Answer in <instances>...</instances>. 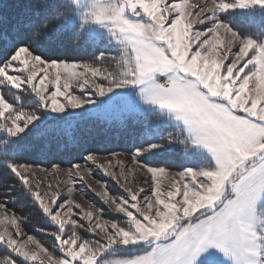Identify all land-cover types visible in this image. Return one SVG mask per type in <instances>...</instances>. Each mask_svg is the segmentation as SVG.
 I'll use <instances>...</instances> for the list:
<instances>
[{"label":"snow or ice","instance_id":"6c2138e0","mask_svg":"<svg viewBox=\"0 0 264 264\" xmlns=\"http://www.w3.org/2000/svg\"><path fill=\"white\" fill-rule=\"evenodd\" d=\"M86 2L88 10L77 16L80 32L92 41L89 25H99L118 55L101 51L82 64L53 59L48 53L56 38L46 23L41 31L35 19L21 17L0 28V44L10 49L0 60V164L15 181L0 190V264H264V44L222 15L264 8V0ZM48 6L55 8L56 0ZM57 17L68 19L59 11ZM22 27L30 31L23 35ZM253 48L258 52L249 56ZM49 69L55 70L51 80ZM62 71L68 74L63 83ZM97 97L122 99L131 112L159 111L178 129L175 136L161 135L163 143L137 146L127 163L114 150L83 157L123 189L121 195L100 193L117 214L110 219L102 208L85 210L62 197L59 185L41 190L45 182L36 179V165L17 161L31 148L25 143L30 133L43 135L49 119L65 128L73 110L95 107ZM165 144L185 152L207 149V163L175 173L150 163ZM80 167L64 171L71 179ZM49 168L63 170L59 163ZM136 170L148 177L150 192L129 186ZM20 195L31 200L43 224L29 228L30 215L17 214L12 206ZM136 250L143 254L133 255Z\"/></svg>","mask_w":264,"mask_h":264},{"label":"trees","instance_id":"16d2710c","mask_svg":"<svg viewBox=\"0 0 264 264\" xmlns=\"http://www.w3.org/2000/svg\"><path fill=\"white\" fill-rule=\"evenodd\" d=\"M52 0H0V16L5 18L6 23L0 28L11 27L21 17L35 19L36 26L47 24V31L55 39L52 50L48 55L53 59L69 62L92 63L99 52L104 51L107 55H118L115 43L109 44L108 34H95L96 39L89 41L88 37L80 32L78 10L74 3L68 0H56V7L48 5ZM250 9H236L230 13H223L224 17H230L235 23L233 27L242 35L250 36L257 40L264 38V8L259 6ZM63 12L67 21L57 17V12ZM38 13V16L33 14ZM73 22V23H69ZM225 22H230L226 19ZM59 28V33L53 29ZM44 29L41 27V31ZM30 30L21 28V34L26 35ZM58 36V38H57ZM10 52L0 44V60ZM176 121L163 116L159 111L131 112L118 110L110 118L94 113L71 115L66 121L65 128L56 127V123L47 120L41 126L43 135H37L36 130L28 135L25 143L31 145L17 157L18 162L33 163L38 166L49 168L50 165L59 163L62 167L85 162L90 151L97 154H105L110 151L131 153L137 146L147 145L150 141H160V136H173L178 134ZM186 134V133H185ZM205 151L197 146H190L188 151L183 150L179 144H165L164 150H157L150 156L152 163L164 164L169 168L185 162L186 164L205 166L207 161L203 156ZM150 162V161H149ZM9 183H15L7 168L0 164V190ZM17 193L20 192L19 184H16ZM16 212L30 215L36 218L37 209L31 200L23 195L12 206ZM38 216V215H37ZM34 224H41L36 221ZM40 225H29V228ZM38 236L43 234L34 233ZM44 238V237H43ZM143 250H136L132 254H139ZM124 255H127L125 253Z\"/></svg>","mask_w":264,"mask_h":264},{"label":"rangeland","instance_id":"374dc122","mask_svg":"<svg viewBox=\"0 0 264 264\" xmlns=\"http://www.w3.org/2000/svg\"><path fill=\"white\" fill-rule=\"evenodd\" d=\"M171 3H181L186 2L187 4H198L201 3V0H170ZM78 13H83L88 10V3L86 0H80L79 4L74 3ZM252 8L251 10H253ZM239 10V9H238ZM195 11V9H193ZM233 11V10H232ZM92 28V32L95 34H108L107 31L103 28H101L99 25H89ZM246 36V35H245ZM252 38V37H251ZM256 40L258 43L264 44V38L261 40ZM236 48L233 49L235 51ZM254 52H258L257 49L253 48L249 51V56H252ZM30 59V58H29ZM69 62V61H68ZM77 64H82L75 62ZM252 66L249 65V68ZM39 66H37V69ZM54 69H49V80L53 78L54 75ZM79 71V69H77ZM245 71H248V69H245ZM39 79V77H38ZM65 79H68V74L64 73L62 71L61 73V83ZM49 90H54V86L52 84H48ZM73 88L77 94H79V89L75 88V85H73ZM98 103L95 107L93 106H86L87 110H73L72 115H80V114H87V113H94L96 115H100L106 118H110L113 115H115L118 110H125L129 111L127 105L122 99H114L111 102L107 101V98H100L97 97ZM55 115V114H53ZM199 147V146H197ZM200 149H204L202 147H199ZM207 153L206 150H203ZM123 153L119 159H122L127 163L131 160V153H125V152H118ZM109 153L105 154H97L99 156H108ZM208 155V153H207ZM153 158L149 157L150 163H152ZM101 162H104L103 160ZM80 164L79 169V175L74 176L73 178H69L66 174V169H68L70 166H65L61 168L63 170L57 171L53 173L50 168L48 173L46 174L44 171H42V166L36 165V179L37 180H43L45 183L41 185V190H44V188L47 186V184H52L53 187H56L59 185L60 191L62 193V197L69 198L75 203H78L84 208L85 210H88L91 208V210L95 211L97 208L104 209V218L110 219L113 215H117L115 213H110V209L108 204L105 202L103 197L100 195V193L107 191L110 195H121L123 194V189H121L115 182V180L108 176L103 170L99 169L97 166L92 165L90 162H81L77 163ZM156 164V163H153ZM161 166H165L164 164H160ZM188 165L185 162H182L179 165L174 166L173 168H170V170L175 173L178 171H181L183 169V166ZM134 167V166H133ZM203 167V166H201ZM89 168H91V174L89 173ZM148 179L147 176L143 174L142 171L136 170L135 172V180L133 181L131 177H129V180L131 181L129 183L130 187H144L146 191H151L148 189L147 184L145 181ZM167 181H165V184ZM72 189V191L69 193V189ZM5 209H0V213H3ZM17 211V210H16ZM18 215L21 214L17 212ZM38 215V216H37ZM35 217L31 218V222L29 225H41L43 224V220L41 219L39 213ZM122 215V214H119ZM36 221L41 222V224H34ZM34 234V233H33ZM37 236L38 239L41 240L46 246H51V241L46 235L38 236L37 234H34ZM44 237V238H43ZM143 254V252L139 253ZM46 260V257H45ZM28 264H32V262H28Z\"/></svg>","mask_w":264,"mask_h":264},{"label":"crops","instance_id":"0c3cea01","mask_svg":"<svg viewBox=\"0 0 264 264\" xmlns=\"http://www.w3.org/2000/svg\"><path fill=\"white\" fill-rule=\"evenodd\" d=\"M203 150H206L207 151V149H203Z\"/></svg>","mask_w":264,"mask_h":264}]
</instances>
